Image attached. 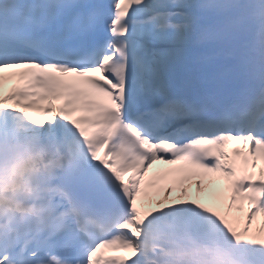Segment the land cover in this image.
Here are the masks:
<instances>
[{
  "label": "snow or ice",
  "instance_id": "1",
  "mask_svg": "<svg viewBox=\"0 0 264 264\" xmlns=\"http://www.w3.org/2000/svg\"><path fill=\"white\" fill-rule=\"evenodd\" d=\"M0 264H264V0H0Z\"/></svg>",
  "mask_w": 264,
  "mask_h": 264
},
{
  "label": "bare ground",
  "instance_id": "2",
  "mask_svg": "<svg viewBox=\"0 0 264 264\" xmlns=\"http://www.w3.org/2000/svg\"><path fill=\"white\" fill-rule=\"evenodd\" d=\"M173 195L175 196V195H178V193H173ZM163 198V196H161V199ZM153 201H155V200H153ZM154 203V202H153Z\"/></svg>",
  "mask_w": 264,
  "mask_h": 264
}]
</instances>
